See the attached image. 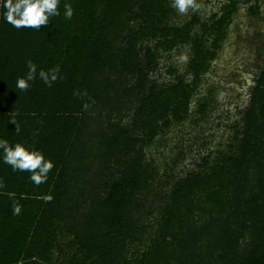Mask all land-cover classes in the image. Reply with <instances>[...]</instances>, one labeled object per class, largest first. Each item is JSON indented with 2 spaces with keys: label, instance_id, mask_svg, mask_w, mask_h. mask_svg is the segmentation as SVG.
Segmentation results:
<instances>
[{
  "label": "trees",
  "instance_id": "1",
  "mask_svg": "<svg viewBox=\"0 0 264 264\" xmlns=\"http://www.w3.org/2000/svg\"><path fill=\"white\" fill-rule=\"evenodd\" d=\"M241 6L250 26L264 19V0H224L206 20L197 11L175 23L170 0H61V15L41 31L0 21V137L44 145L55 164L36 186L0 163L3 201L9 189H22L26 204L54 197L41 211L30 204L27 224L3 219L0 264H45L57 230L72 237L80 264H264V40L255 27L245 40L254 84L226 141L192 169L179 167L186 153L177 143L167 162L147 154L172 125L213 111L212 88L197 97L199 87ZM177 49L190 57L183 71L163 60ZM29 59L37 71L59 65L63 78L20 91ZM78 173L82 185H70Z\"/></svg>",
  "mask_w": 264,
  "mask_h": 264
},
{
  "label": "rangeland",
  "instance_id": "2",
  "mask_svg": "<svg viewBox=\"0 0 264 264\" xmlns=\"http://www.w3.org/2000/svg\"><path fill=\"white\" fill-rule=\"evenodd\" d=\"M223 1L224 0H200L201 8L199 9V14L201 20H206L211 13L219 10ZM241 7V10L234 16V19L228 28L226 40L223 42L216 59L211 63L209 70L203 76L199 87L200 94L197 95V97L203 95L209 87L212 88V97L210 100L212 102L211 107L213 108V111L207 115L206 119L195 125L189 124V121L185 122L182 126L172 125L168 130L169 132H167L166 144L159 148L153 149L149 147L147 149V154L154 157L155 165L167 162L168 157L179 152L178 147L176 148L175 145V143H177L178 146H183L186 153L185 160L179 164V167L181 168L184 166L185 169L186 167L187 169H192L193 166L191 161L197 160L200 155L207 154L208 151L226 141L229 135L228 125L234 123L235 120L239 118L237 114L238 110L244 108L248 104L250 87L252 85L246 86V81L243 76L245 73H250L251 76H253L254 70L252 63L256 56L248 45V40H245L247 39V35H251L254 27L255 33H261L264 40V19L259 21L256 25L250 26L248 24V21L250 20L246 15L245 8H243V6ZM261 9L264 14V6ZM193 13L194 12L190 10L186 15H181L176 11L172 23L188 20ZM183 52H185L184 49L174 50L168 54L169 57H167L168 55H164L163 60H165L166 63L168 62L177 65L179 70L183 71L184 63L179 62L177 59ZM193 107L194 106H192V109ZM41 130L42 126L39 125L36 131L40 132ZM181 133H185V135L181 137ZM201 143H204V145ZM189 146H191V149L188 148ZM31 147L42 151L45 157H48L44 145H41V147L39 146L38 148L35 146ZM180 168H178V170H180ZM24 174L25 172H20L17 175L19 176L18 179L21 180L20 182H22L23 179L21 178ZM80 176H83V174L78 173L75 175V178L70 185H82V180L79 178ZM8 193H15V196H9ZM4 195L6 201L4 200V202L2 198L0 199V224L6 216H9L11 220H13L12 224L15 227L21 222L27 224L29 221L27 219L31 216L30 213H32V211L28 210L26 212L24 210H26L30 204H34L35 209L41 211L46 205L40 196L38 197L40 198L39 200L32 197L28 204L24 203L22 199L27 195L23 193L22 189H9ZM13 201H18L23 205L19 216L12 215V212L10 214L6 208L7 205L13 203ZM36 221L35 218L33 222ZM58 226L62 228V226ZM65 232L66 230L62 232L64 237H61L62 233H58V230L55 233L50 234L51 242H49L51 243V254L44 258L45 264H80V259L78 257H76L77 262L72 259V256L75 253V248H69L68 243L73 239L69 234L64 235ZM23 234L24 233H20L18 237ZM11 237H13V234H11ZM58 249L64 250L66 256L63 255V253H59Z\"/></svg>",
  "mask_w": 264,
  "mask_h": 264
},
{
  "label": "clouds",
  "instance_id": "3",
  "mask_svg": "<svg viewBox=\"0 0 264 264\" xmlns=\"http://www.w3.org/2000/svg\"><path fill=\"white\" fill-rule=\"evenodd\" d=\"M61 0H0V21L10 25L16 30L32 29L41 31V26H46L51 22L52 17H59ZM171 7L179 14L186 15L190 10L197 12L201 8L200 0H170ZM75 10L71 3H64L63 17L71 20ZM181 63H187L190 57L182 53L178 58ZM27 71L25 75L17 77L15 87L22 92H27L31 88V83L39 78L45 85L52 87L53 83L63 77L60 75L59 65L48 69L43 68L37 71V65L31 59L26 61ZM246 86L254 84L250 73L243 76ZM74 95L85 96L84 92L74 91ZM84 109L90 105L85 103ZM15 124V123H14ZM15 130L19 133L20 128L15 124ZM0 163L11 167L13 172H27L28 179L36 186L47 183L48 173L55 167L51 159L45 157L44 153L23 142L10 143L8 139L0 137ZM0 188L3 182L0 181ZM15 196V193H8ZM51 193L45 194L41 199L45 203L53 200ZM23 205L18 201L12 203V215L19 216ZM21 264V262H18Z\"/></svg>",
  "mask_w": 264,
  "mask_h": 264
}]
</instances>
